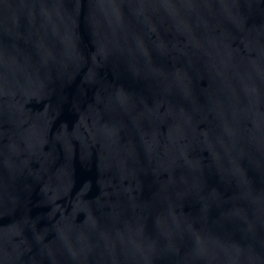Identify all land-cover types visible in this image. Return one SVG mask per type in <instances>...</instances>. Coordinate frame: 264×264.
Returning a JSON list of instances; mask_svg holds the SVG:
<instances>
[{"label":"water","instance_id":"1","mask_svg":"<svg viewBox=\"0 0 264 264\" xmlns=\"http://www.w3.org/2000/svg\"><path fill=\"white\" fill-rule=\"evenodd\" d=\"M0 264H264V0H0Z\"/></svg>","mask_w":264,"mask_h":264}]
</instances>
